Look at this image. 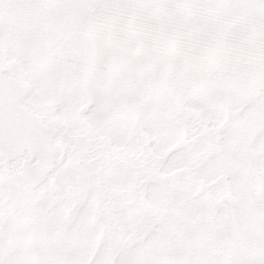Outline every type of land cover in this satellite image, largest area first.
<instances>
[{
  "label": "snow or ice",
  "instance_id": "6c2138e0",
  "mask_svg": "<svg viewBox=\"0 0 264 264\" xmlns=\"http://www.w3.org/2000/svg\"><path fill=\"white\" fill-rule=\"evenodd\" d=\"M0 264H264V0H0Z\"/></svg>",
  "mask_w": 264,
  "mask_h": 264
}]
</instances>
